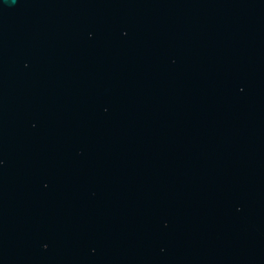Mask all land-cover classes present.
Returning <instances> with one entry per match:
<instances>
[{
    "label": "water",
    "instance_id": "95a60500",
    "mask_svg": "<svg viewBox=\"0 0 264 264\" xmlns=\"http://www.w3.org/2000/svg\"><path fill=\"white\" fill-rule=\"evenodd\" d=\"M0 264H264V0H0Z\"/></svg>",
    "mask_w": 264,
    "mask_h": 264
}]
</instances>
